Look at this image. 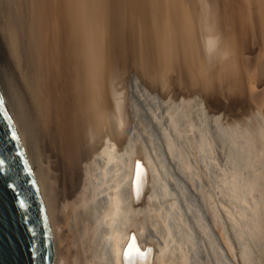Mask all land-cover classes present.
Wrapping results in <instances>:
<instances>
[{"label": "bare ground", "instance_id": "bare-ground-1", "mask_svg": "<svg viewBox=\"0 0 264 264\" xmlns=\"http://www.w3.org/2000/svg\"><path fill=\"white\" fill-rule=\"evenodd\" d=\"M0 95L53 264H264V0H0Z\"/></svg>", "mask_w": 264, "mask_h": 264}, {"label": "water", "instance_id": "water-1", "mask_svg": "<svg viewBox=\"0 0 264 264\" xmlns=\"http://www.w3.org/2000/svg\"><path fill=\"white\" fill-rule=\"evenodd\" d=\"M0 264H53L42 203L0 95Z\"/></svg>", "mask_w": 264, "mask_h": 264}, {"label": "rangeland", "instance_id": "rangeland-1", "mask_svg": "<svg viewBox=\"0 0 264 264\" xmlns=\"http://www.w3.org/2000/svg\"><path fill=\"white\" fill-rule=\"evenodd\" d=\"M199 169L200 172L206 174V177L208 178H210L209 173L212 174L211 179L210 180L207 179L206 182H204L203 184L205 185L203 190L208 195L209 203L216 204L217 209L220 211L222 217L225 220H227L229 223L233 222L231 219L237 214V211L239 209V203L236 200H232V198L228 194H222L223 189L225 190L227 187V182L225 178L221 176V174L224 171L223 166L220 164L210 165V169H209L206 168L204 163H202L199 166ZM161 170L163 173L165 172V168H162V166H161ZM217 173H220L219 176L216 175ZM169 179L177 183V180L174 179L173 177H170ZM197 180L199 186H201L202 183L198 176H197ZM176 191L179 194L181 193V188L177 186V184H176ZM190 196L192 201L196 199L195 198L196 195H193V193L191 192H190ZM219 199H221V201H224L225 205H222Z\"/></svg>", "mask_w": 264, "mask_h": 264}, {"label": "snow or ice", "instance_id": "snow-or-ice-1", "mask_svg": "<svg viewBox=\"0 0 264 264\" xmlns=\"http://www.w3.org/2000/svg\"><path fill=\"white\" fill-rule=\"evenodd\" d=\"M0 163H2V162H0ZM130 248H135L137 250V252L140 251L139 248H138V245H136V243H135V239L134 238L132 240V244H131ZM127 252H128V250H126V253H125L126 259H127Z\"/></svg>", "mask_w": 264, "mask_h": 264}]
</instances>
